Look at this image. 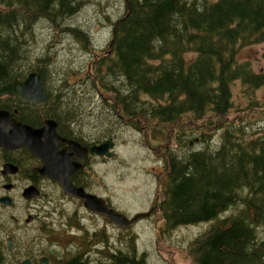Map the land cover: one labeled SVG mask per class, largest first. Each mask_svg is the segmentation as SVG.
<instances>
[{
	"label": "trees",
	"instance_id": "obj_1",
	"mask_svg": "<svg viewBox=\"0 0 264 264\" xmlns=\"http://www.w3.org/2000/svg\"><path fill=\"white\" fill-rule=\"evenodd\" d=\"M125 3L124 15L110 22L107 50L87 69L80 87L86 84L96 94L111 91L113 109L118 103L138 129L142 121L162 126L189 117L190 134L199 131L206 145L183 154L178 148L167 152L160 231L170 234L179 227L211 223L189 245L194 264H264V237L258 231L264 229V124L254 130V121L247 118L261 107L251 97L264 87V74L239 61L242 48L264 46V0ZM84 4L85 0H0V88L40 72L55 105L49 114L65 123H76V112L57 107L61 100L48 87V61L31 55L26 43L40 20L62 29ZM64 32L85 51L93 49L85 30L66 26ZM83 69H72L69 75ZM237 83L244 88L243 97H250L249 106L246 114L229 121L236 108ZM215 138L218 145H212ZM132 252L116 250L110 260L144 264V255L138 258L136 249Z\"/></svg>",
	"mask_w": 264,
	"mask_h": 264
},
{
	"label": "rangeland",
	"instance_id": "obj_2",
	"mask_svg": "<svg viewBox=\"0 0 264 264\" xmlns=\"http://www.w3.org/2000/svg\"><path fill=\"white\" fill-rule=\"evenodd\" d=\"M125 9V0H85L81 10L74 17L68 18L62 29L53 28L45 19L36 23L33 28L34 35L26 46L34 57L47 59L48 87L61 100L57 105L59 109L62 108L64 112L66 109L76 112L77 129L85 137L89 136L96 142L113 140L116 144V155L113 158L96 160L93 163L90 170L93 190L109 198L114 208L127 217L133 218L135 214L147 212L152 207L155 213L151 218L138 221L129 230H121L110 222L89 216L79 204L63 198L57 186L50 182L45 184V191L54 201L45 204L44 208L55 215V218L64 211L65 218L76 219L73 214L77 212L84 218L83 225L90 226L88 228L91 232L105 229L109 238L107 246L110 249L108 252L107 246L101 244L98 247L106 252H89L96 264H113L109 255L119 249L126 255L136 249L138 258L144 255V264H194L189 245L199 234L208 230L211 223L179 227L170 234L163 233L160 231L163 221L159 203L162 197L161 183L167 175V152L174 153L178 148L180 154H183L203 148L206 143H201L199 131L194 135L190 134L191 127L187 116L177 124L162 126L142 121L138 129L124 115L118 103L116 109H113L111 101L115 95L111 91H99L96 94V91L86 84L80 87V83L86 78L87 69L92 68L96 57L107 50L112 33L110 22L123 16ZM66 26L85 30L93 49L85 51L77 44L72 34L64 32ZM27 34L29 32L25 33L24 38ZM239 61L249 62L256 73L264 74V46L257 44L242 48ZM82 66L85 68L83 71L69 75L72 69ZM243 89L241 83L233 87L236 108L228 117L229 121L247 113L250 97H243ZM251 98L261 106L255 108L253 113L247 114V118H251L255 123L253 129L257 130L260 124H264V121H260L264 117V87L256 90ZM239 109L243 112H237ZM183 131L189 134L181 135ZM179 135L183 136L181 142L177 141ZM212 142L213 139L210 143ZM219 142L220 140L215 138L212 145H218ZM258 231L261 237H264V229ZM76 233L78 234L72 236L79 237L82 234L80 230ZM63 241L64 245L56 252L57 257L67 259L83 253L81 244L71 245Z\"/></svg>",
	"mask_w": 264,
	"mask_h": 264
},
{
	"label": "flooded vegetation",
	"instance_id": "obj_3",
	"mask_svg": "<svg viewBox=\"0 0 264 264\" xmlns=\"http://www.w3.org/2000/svg\"><path fill=\"white\" fill-rule=\"evenodd\" d=\"M0 104L9 106V109L0 108V111H8L13 119L33 129L43 128L46 120L55 121L57 133L61 138L76 141L83 147L90 149L93 145L110 141L96 142L89 136L85 137L77 129L75 123H65L61 119L53 118L49 114L51 109L55 108V105L51 104V96L49 103L40 107L32 103H21L15 96L9 95L0 96ZM57 147L59 151L73 152L69 144L62 141L58 142ZM115 147L116 144L114 150ZM113 152L111 158L116 155L115 151ZM111 158L96 157L88 152L87 159L84 161V169L75 174L71 181L77 188H83L87 194L104 199L110 207L114 208L109 198L93 190L90 175V170L96 160L104 161ZM73 161L78 162L79 160L74 157ZM43 165V159L38 158L28 148L6 150L0 147V264H72L73 262L96 264L92 261L89 252H106L98 246L101 244L104 247L107 246L108 243L104 242L107 237L104 234L107 232L105 229L91 232L88 228L90 226L83 225L84 218L80 217L77 212L73 214L76 219L65 218L64 211L57 218L47 212L44 205L54 200L45 191V184L50 182L56 185L63 198L79 204L89 216L103 219L106 222L109 220L87 210L83 200L67 196L58 182L52 181L41 173L40 169ZM149 211H152V217L155 213L154 207ZM50 216H52L51 219ZM79 230L82 234L79 237H73L72 235L78 234L76 232ZM63 240L71 245L81 244L83 253L67 259L57 257L56 252H59L60 246L64 245ZM106 248L109 252L110 247Z\"/></svg>",
	"mask_w": 264,
	"mask_h": 264
},
{
	"label": "water",
	"instance_id": "obj_4",
	"mask_svg": "<svg viewBox=\"0 0 264 264\" xmlns=\"http://www.w3.org/2000/svg\"><path fill=\"white\" fill-rule=\"evenodd\" d=\"M7 95L15 96L21 103H32L37 107L45 106L50 101L41 74L37 71L31 72L24 80H14L2 86L0 96ZM56 127L55 121L46 120L43 128L33 129L13 119L8 111L1 110L0 147L6 150L28 148L38 158L43 159L44 165L40 171L44 176L58 182L67 196L83 200L87 210L98 216L107 217L112 224L121 229L128 230L133 223L152 215V211H149L129 219L110 207L104 199L87 194L83 188H77L71 179L84 169V161L87 159L88 152L93 156L111 158L113 156L111 149L114 148V142L110 140L93 145L89 149L76 141L61 138ZM59 141L68 143L73 152L59 151L57 147ZM195 142H198V140H195ZM192 145L193 141L190 142V146ZM74 157L79 161H73ZM28 190L30 191V189Z\"/></svg>",
	"mask_w": 264,
	"mask_h": 264
}]
</instances>
